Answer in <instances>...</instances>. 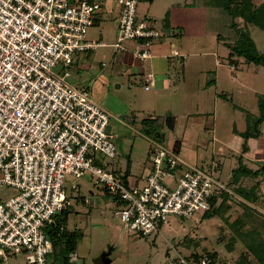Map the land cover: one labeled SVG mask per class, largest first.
I'll return each instance as SVG.
<instances>
[{"label": "built area", "instance_id": "1", "mask_svg": "<svg viewBox=\"0 0 264 264\" xmlns=\"http://www.w3.org/2000/svg\"><path fill=\"white\" fill-rule=\"evenodd\" d=\"M116 6L115 52L148 58L162 33L138 17V0H116ZM99 11L96 0H0V191H10L0 201V264H8V252L48 264L54 247L44 229L71 208L66 178L92 181L115 200L123 229L140 236L158 233L173 217L204 215L212 199L231 193L212 172L186 166L154 140L141 188L96 161L116 158L112 116L92 98L91 82L75 87L67 79L75 54L104 46L86 39ZM124 42H133V49ZM153 82L146 76L144 90ZM165 264L213 262L206 254L191 263L175 253Z\"/></svg>", "mask_w": 264, "mask_h": 264}, {"label": "rangeland", "instance_id": "2", "mask_svg": "<svg viewBox=\"0 0 264 264\" xmlns=\"http://www.w3.org/2000/svg\"><path fill=\"white\" fill-rule=\"evenodd\" d=\"M113 1L116 8L108 16L114 19L117 17L118 8L116 0ZM259 1L255 0V2ZM176 2L181 6H205V28L211 31L208 33L214 34L219 42L217 47L212 43L210 44L212 48L211 46L204 48V50L206 49L204 53L206 55L200 54L198 58H189L191 64L189 68L190 84L182 87L176 99L164 94L163 99L154 100L152 92L141 94L137 90L138 87H136L134 89L136 99L134 100L127 98L123 88L117 90L113 79L109 77L110 68L111 66L114 68L113 62L117 61V55H114L115 48L107 45L115 42L117 26L115 19H112L111 22L106 14H104V20L88 29L86 39L101 38V34H103L102 39L107 44L98 48L94 53H89L91 54L89 61L86 60L85 53L77 54V57L74 55L76 59L80 58L74 66L77 72L72 67V76L67 79V83L79 87L87 84L96 76L93 71L97 73L99 71L93 70V68L85 69L84 65L86 63L91 62L93 66L102 63L106 65L107 68L103 74L109 79V83L105 85V92L104 89H100L103 90L104 96L102 98L98 96L97 84L99 81L97 79H95V82H97L93 94L99 103L112 113L120 115L118 120L111 118L108 125L113 131V143L117 148V154H119V163L112 162L114 168L117 164V167L119 166V169L123 170L125 160L131 153L138 156L144 152L146 153L150 140H146V136L142 135L144 129L139 126L140 120L144 117L151 118L155 123L163 118L162 132H160L161 126L157 125L156 127L155 125L154 128L160 134L170 138L174 135L180 138L186 130L190 133L196 131L197 151L201 155L199 159L189 153L187 155H177L186 166H194L212 172L214 178L222 180L234 196L228 194L217 196V203L220 202V204L215 203L213 207L215 212L210 211L205 217L201 214L196 215L193 219L173 217L160 227L159 233L140 236L123 229L120 220L114 216L115 209L111 207L108 197L103 196L98 199L91 197L88 200L89 204H85L82 200L85 194L84 191H72L70 187L73 181L71 178H66L64 188L71 201L69 214L72 215V218H68L66 222L67 231L70 233L77 231L80 234L75 255L68 254V264H102L103 260H109L107 264H165L173 259L175 253L182 255L184 258H189L193 254L198 256L214 254L216 258L214 264H264L262 258L259 260L250 251L248 241V235H251V233L257 238L264 239V202L260 199L256 203H251L252 205L249 204L250 209H246L241 204L246 205L247 203L236 192L238 188L249 189L260 182L258 193L260 191L262 194L260 197H264V180H261L264 174L257 178L242 175L237 177L236 183L233 181L232 170L240 167L238 157L242 156L243 153L241 149H238V151L236 148L233 149L232 145L234 146L235 142L238 144L240 141L231 130L234 126L235 132L243 131L247 127V115L257 117L260 112L258 105H264V68L243 61L236 68L235 66L229 67L226 59L227 50L222 47L221 42H223L222 39H226L225 44L231 45L234 29L230 28L229 22L226 23L228 17L226 18L221 13L220 10H224V8L220 3L218 4L215 0H176ZM145 21L148 24L152 23L148 18H145ZM250 32L255 41L256 49L263 53L264 33L253 25L250 26ZM128 49H132V47L129 46ZM214 59L221 61V64L216 66ZM207 71L211 78L215 77L216 85L210 84L212 85L210 88L204 87V91H202ZM216 91H219L217 92L219 97L227 102L216 103L214 100ZM220 91L223 93H220ZM136 102H139V104ZM142 102H148V108L146 106L142 109L140 106ZM196 105L199 107L196 108ZM167 109L172 110L173 114L177 115L175 125L172 124V118L166 120L167 114L165 113ZM213 111L215 115H208ZM128 117L136 121L135 125ZM205 118L208 121L207 129L209 127H212V129L210 128L209 131H202L201 129L199 131L197 126ZM189 121L192 122V128L188 127ZM126 122L130 124L132 130L125 126ZM146 128L152 129L153 126L149 125ZM261 132L264 138V123H262ZM259 138L260 136L257 137V139ZM194 140L196 142L193 136L192 142ZM259 142H262V144L256 143L255 153L241 157L242 166L252 171H256L264 165V150L262 151L264 140ZM220 145L221 149H218ZM227 149L234 150L233 157ZM140 157H143V155ZM110 161L113 160L104 159V162L109 163ZM120 177V181L123 182V177ZM84 180L87 179L83 178L81 183L85 185L87 181ZM168 180H170V184L175 182V180L174 182L171 179ZM94 189L96 190V188ZM9 194L10 191H0V201ZM77 195L78 198L76 199ZM222 202L224 203L222 204ZM217 205L221 206L218 207ZM258 215H262L263 220L260 218L253 221L248 220L249 217L257 218ZM238 218L245 222L242 230L235 224ZM56 219L60 220L61 215H58ZM29 260L28 255L7 253L8 264H28ZM48 264H62V258L58 251L49 256Z\"/></svg>", "mask_w": 264, "mask_h": 264}, {"label": "crops", "instance_id": "3", "mask_svg": "<svg viewBox=\"0 0 264 264\" xmlns=\"http://www.w3.org/2000/svg\"><path fill=\"white\" fill-rule=\"evenodd\" d=\"M93 1H95V0H93ZM96 1H99V3H100V11L96 15H94V20H93L92 26L97 25L99 21L104 20L105 19L104 14H106L107 18L109 17L110 21H111L113 19V17L108 16V14L111 15L113 13L114 9L116 8L115 4H113V2H114L113 0H96ZM178 4L179 3L176 2V0H138V6H137L138 17L143 19L144 21H145V18H148V20L150 22H152L151 24H149V26L153 29L160 31L162 33V37H160L158 40L152 42V44L149 47L150 56L144 60L135 59L131 52H127V53L115 52L117 54L114 53V55H117V61L113 62V65H115L114 68H113V66H111V68H110L111 72H110L109 77L113 79L114 85L116 86L118 91L122 88L124 89L125 95L127 96L128 99H131V98L134 100L136 99V94H135V90H134L136 87H138L137 90L140 91L141 94L152 92V94H153L152 98L154 100L163 99V97H165L164 94L165 95L168 94V95H170L169 96L170 98L174 99V97H175V99H176V97L180 94L182 87L186 86L187 84H190V70H189V68H190L191 64H190L189 58H191V57L198 58L200 56V54L205 53L206 49L204 50V48H209L210 46L212 48V45H210L212 43H213V45H216V47L218 46V44H219L218 39L215 38L214 34L208 33L211 31H208V29L205 28V24H204V22L206 21V9L204 8L205 6L190 7V6H181ZM207 11H208V9H207ZM220 11L225 16V14L222 12V10H220ZM116 16L117 17H115L114 19L116 21V26H117L119 10H117ZM157 25H159V26H157ZM115 37H116V35H115ZM102 38H103V34H101V38L91 39L88 41L101 42L104 45H106L107 43H105ZM216 40H217V42H216ZM222 40H223V42H221L222 47H224V49L227 50V52H226V59H227L229 51L226 48V46H224V45H226L225 42L227 40L226 41L224 39H222ZM114 41L116 42L115 38H114ZM115 42L108 43L107 45L114 47ZM127 44H129V45H127ZM124 46H126V47L131 46L133 49L134 43L133 42H130V43L126 42L124 44ZM98 48H100V47H98ZM94 52L85 53L87 61L90 60L91 54ZM89 53H91V54H89ZM87 54H89V55H87ZM75 55H76V57L78 56L77 54H75ZM204 55H206V54H204ZM76 57L75 56L73 57V68L78 63V61L80 59V58L76 59ZM214 60H215L214 64L216 66H219L221 64V61H219L218 59H214ZM218 61H219V63H218ZM229 67H230V65H229ZM84 68L85 69L93 68V70L95 69V70L99 71L98 73L93 71L96 76L94 78H92L91 81H89L92 83V86L94 84L93 88L91 86L92 98L101 107L106 109L111 114L112 118L118 120L120 118L119 117L120 115H116V114L112 113L109 109H107L105 106H103L101 103H99V101L96 100V97L93 94V89L95 87V83L97 81H99V83L97 84V89L99 90L98 96L100 98H102L104 96L103 94L105 92V85H108V83H109V81H108L109 79H107V77L103 74V72L107 68L106 65L102 63L98 66H93L92 63L90 62L88 64L86 63V65H84ZM74 70H75V72H77L76 68H74ZM149 74H151L153 76L154 82H153V85H151L150 89L148 91H145L144 90L145 78ZM208 74L209 73L207 71V73H206L207 77H206V81L203 82L202 91H204V87L210 88L212 85H216L215 77L211 78ZM231 74H233V73H231ZM214 75H216V74H214ZM95 79H97L96 82H95ZM210 84H212V85H210ZM85 85H82L79 87H84ZM100 89H104V92H103V90H100ZM196 92H198V91H196ZM217 92H219V91H216V93L214 95L215 102L216 103L217 102H221V103L227 102L223 98H220L219 95L217 94ZM133 93H134V95H133ZM220 93H223V92L220 91ZM166 99H167V97H166ZM136 103L139 104V102H136ZM144 103H146V102H142V105H140L142 107V109H144L143 107H146V106L148 108V106H149L148 102L146 103V105H144ZM136 105H134V106H136ZM198 107L199 106L196 105V108H198ZM165 114H167L166 120L168 118H172V120H173L172 124L175 125L177 115H174L172 110H170V109H167ZM210 114L215 115L214 111L212 113H209L208 115H210ZM187 116H190V115H187ZM130 117L132 118V116H130ZM130 117H128V119H130V121H133L132 123H133V125H135L136 121L134 119L132 120ZM145 119H151V118H145L144 117L143 119H141L140 120L141 122L139 123V126H141V128L143 125L142 121H144ZM163 122H164L163 118H161L155 122L156 125L161 126L160 132H162L161 130L163 129V127H162ZM207 122H208L207 118L202 120L201 124H199L197 126L199 128V131L201 129H202V131H209L212 129V127H209V129H207ZM188 123H189L188 127L192 128L191 127L192 122L189 121ZM125 126L132 130V128L128 122H126ZM152 126H154V125H152ZM261 126L259 128L260 138L259 139H249L246 143L247 151L246 152L242 151L243 154L241 157H245V156H247V154L251 155L252 153H255V151L257 149L256 143L262 144V142H259L261 140H264L263 134L261 132ZM109 129L113 133L112 129L111 128H109ZM245 129L243 131H239V133H238V132H235V127L232 126L231 130L233 131V134L235 136H237L236 138H238L240 141V143L236 144V142H235V145L234 146L232 145L234 150H235V148L237 151H238V149L242 150L243 139L240 137L239 134L243 133L245 131ZM149 130H151V129H149ZM232 131H231V133H232ZM195 134H196V131L190 133L187 130H186V132L185 131L183 132V134H182V136H180V138H178L176 135H174L173 137L170 138L169 136H165L164 134H161L163 136V137H161L162 143H160V142L159 143L161 145H164L165 148L169 149L170 151H172L178 155L179 154L180 155L181 154L187 155L189 153V154L195 155L199 159V157L201 155L197 151L198 150V148H197L198 147V139H197ZM142 135H145V134L142 133ZM193 136L196 139V142H195V140H194V142H192ZM145 139L148 141L153 140L147 136L145 137ZM185 140H186V142H185ZM241 144H242V146H240ZM185 145H187V146H185ZM220 147H221V145L218 147V149H221ZM150 150H151V144L147 147L146 153L144 152L141 154V155H143V157H140L141 155L138 156V155H134L131 153L129 155V157H127V160H125V167L123 170L119 169V166L117 167V164L119 163V160H118L119 154H117L116 158L113 159V161H110L109 163L104 162L103 159L100 160L99 158H97L99 160H96V161L98 163H101L102 165L104 164V167L107 168L108 170L112 171L114 173V175L119 180L121 178L120 176H122L124 179V181H123L124 184L131 186V187L141 188L145 184L146 176L151 171L150 170L151 166H150V162H149ZM203 150H204V148H203ZM227 150L230 152V155H232V157H233L234 150H230V149H227ZM263 150L264 149H262V151ZM115 161L117 162L116 168L113 167L114 163H112ZM232 171H234V170H232ZM179 172H180V170H179ZM81 180H83V179H80L77 182L72 180L73 182L71 183V185L76 184L77 192H82V190L84 191L85 194H84V197H82L83 203L89 204L88 200H90L91 197H95L96 199H98V198L105 196V197H108L109 201L111 202L110 205L114 209V207L116 205V202L114 199H112L108 195L104 194L103 191H101L97 187H95L93 185L92 181L84 180V181H87L86 184L84 185L81 183ZM220 181L222 182V180H220ZM165 182L168 185H173V183L170 184V180H168V179H165ZM94 188H96V190ZM227 188L229 189V187H227ZM259 193H260V191H259ZM231 194H232V191H231ZM260 195H262V194L260 193L259 196ZM77 198H78V195H77L76 199ZM86 200L88 202H86ZM261 200L264 202V197H262ZM215 203H217V199H216ZM217 204H220V202ZM250 205H252V204H250ZM217 206L219 207L220 205H217ZM68 212H70V211H68ZM71 216L72 215L69 214L68 218L71 219L72 218ZM55 221H56V219H55ZM65 228L67 230V226H65ZM77 233L79 234V232H77ZM53 253H55V252H53ZM73 255H75V254H73ZM28 264H30V260H29Z\"/></svg>", "mask_w": 264, "mask_h": 264}, {"label": "trees", "instance_id": "4", "mask_svg": "<svg viewBox=\"0 0 264 264\" xmlns=\"http://www.w3.org/2000/svg\"><path fill=\"white\" fill-rule=\"evenodd\" d=\"M216 2H218V4L220 3L221 6L224 8L225 11L222 10V12L225 14L226 18L228 17L229 19H227L226 23L229 22L230 28L234 29L233 43H231V45L229 46L228 44L224 45L229 51L227 56L228 65L235 66L236 68L240 61H243L264 68V52L261 53L256 49L255 41L251 36L252 34L250 32V26L253 25L264 33V1L260 0L259 2H255V0H216ZM224 40L226 41V39ZM259 105L258 107H260V112L258 116L252 117V115L248 114L247 127L243 133L239 134L240 137L243 139V152L247 151L246 143L248 139H257V137L260 136L259 128L262 123H264V105ZM142 124V128L144 129L143 133L147 137L153 139L158 143H162L161 137L163 136L159 133L157 129L154 128L156 124L151 119H145L144 121H142ZM149 125H154L151 130L146 128ZM238 159L240 167L234 169V171L232 172L233 181L235 183L237 182L238 176L241 177L242 175H245L257 178L261 174H264V165L261 166V168H259L258 170L252 171L251 169L242 166L241 156H239ZM261 180H264V177H262ZM259 186L260 182H257L256 184H254V186L249 189H236L237 194L244 200V202L247 203L246 205H248L246 206L241 204L244 208L250 209L249 204L260 201L261 197L258 194ZM224 194L234 196L231 193ZM215 202L216 199H212L210 201V208L207 212L204 213L203 217L207 216L210 211L212 213L215 212V209H213ZM60 215L61 219H56L54 224L46 226L44 232L46 236L52 241L54 252H59L60 257L62 258V264H68V254H75L77 249V240H79L80 234H78L77 232L70 233L66 230L65 226L69 212L65 211ZM258 218L263 220L262 215H258L257 218L249 217L248 220L253 221L254 219ZM235 224L241 230L245 226V222L239 218L237 219ZM248 236L250 251L259 260H261V258L264 260V239L257 238L256 236H254L253 233ZM208 256L212 259V262L214 264L216 261L215 255L208 254ZM189 258H186L189 262L196 263L199 259V256L193 254Z\"/></svg>", "mask_w": 264, "mask_h": 264}, {"label": "water", "instance_id": "5", "mask_svg": "<svg viewBox=\"0 0 264 264\" xmlns=\"http://www.w3.org/2000/svg\"><path fill=\"white\" fill-rule=\"evenodd\" d=\"M107 263H109V260H103L102 261V264H107Z\"/></svg>", "mask_w": 264, "mask_h": 264}]
</instances>
